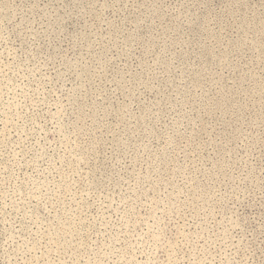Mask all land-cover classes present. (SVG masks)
Returning a JSON list of instances; mask_svg holds the SVG:
<instances>
[{
	"label": "rangeland",
	"instance_id": "rangeland-1",
	"mask_svg": "<svg viewBox=\"0 0 264 264\" xmlns=\"http://www.w3.org/2000/svg\"><path fill=\"white\" fill-rule=\"evenodd\" d=\"M0 264H264V0H0Z\"/></svg>",
	"mask_w": 264,
	"mask_h": 264
},
{
	"label": "clouds",
	"instance_id": "clouds-1",
	"mask_svg": "<svg viewBox=\"0 0 264 264\" xmlns=\"http://www.w3.org/2000/svg\"><path fill=\"white\" fill-rule=\"evenodd\" d=\"M141 7H144V5H141ZM177 19H179V17H177ZM100 71L103 72L104 71V68L101 67Z\"/></svg>",
	"mask_w": 264,
	"mask_h": 264
}]
</instances>
